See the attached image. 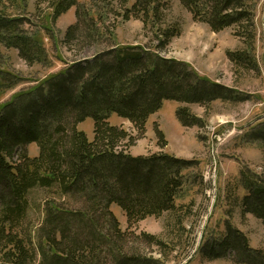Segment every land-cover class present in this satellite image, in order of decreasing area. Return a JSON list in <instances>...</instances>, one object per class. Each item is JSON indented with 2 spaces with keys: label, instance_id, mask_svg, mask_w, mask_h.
I'll list each match as a JSON object with an SVG mask.
<instances>
[{
  "label": "trees",
  "instance_id": "trees-1",
  "mask_svg": "<svg viewBox=\"0 0 264 264\" xmlns=\"http://www.w3.org/2000/svg\"><path fill=\"white\" fill-rule=\"evenodd\" d=\"M130 1L122 0L125 18L134 16L162 35L153 52L138 45H116L75 60L0 103V264H166L165 256L174 249L156 234H137L131 228L149 217L180 214L184 206L177 199L194 161L165 152L132 155L128 147L146 133L150 116L165 100L210 105L246 97L209 82L186 62L160 56L157 49L166 47L180 30L159 25L162 0H135L128 7ZM180 2L213 32L231 28L247 48L254 47L253 0ZM39 3H48L51 23L77 7L78 21L66 32L67 42L78 35L90 42L104 35L102 15L95 17L76 0ZM29 13L28 0H0V98L21 79L3 67V50H16L30 66L50 61L44 35L36 31L40 14L34 20ZM229 53L235 63L250 67L247 52ZM114 113L129 120L138 135L111 124ZM177 114L185 127H204V120L189 107L181 106ZM88 118L94 124L93 139L78 128ZM258 126L264 143V122ZM156 134L166 146L164 133L156 129ZM31 144H36L37 155L29 153ZM240 184L245 191L239 202L242 213L264 224V176L242 170ZM35 189L46 194L39 226L30 217L29 195ZM115 205L127 218L126 230L112 210ZM133 234L156 246L162 256L129 250L128 236ZM201 253L210 260L232 257L237 264H264V249L252 248L247 235L230 223L221 238L203 245Z\"/></svg>",
  "mask_w": 264,
  "mask_h": 264
},
{
  "label": "rangeland",
  "instance_id": "rangeland-1",
  "mask_svg": "<svg viewBox=\"0 0 264 264\" xmlns=\"http://www.w3.org/2000/svg\"><path fill=\"white\" fill-rule=\"evenodd\" d=\"M37 1L28 0L29 14L31 18L36 17L34 20L40 14V20L35 21V29L44 35L50 61L44 66H30L16 50H3V67L21 79L20 84L0 98V103L22 89L42 82L75 60L92 58L116 45H138L153 52L162 37L161 34L158 37L153 28L145 26L140 19L134 16L126 19L122 0H76L95 17L102 15L104 35L91 42L83 41L78 35L81 42L79 39L67 42L66 32L78 21L77 7L74 5L51 23L47 20L51 12L48 3L37 4ZM134 1L131 0L127 6L130 7ZM162 2L163 22L159 25L179 29L180 33L156 52L163 58L188 63L199 76L233 88L236 92L232 94L238 93L246 98L243 101L219 99L210 105L165 100L162 108L150 116L146 133L142 136L129 120L115 113L111 115V124L123 126L138 135L134 144L128 147L132 155L165 152L194 161L186 172L187 182L177 199V204L184 206L180 214L149 217L131 230L137 234L142 231L156 234L173 245L174 249L165 256L166 264H237L232 257L210 260L202 255L201 248L207 242L221 238L226 233V224L230 223L247 235L252 248L264 249V224L255 216L242 213L239 203L245 195L240 184L241 171L250 170L264 176V143L263 137L258 136L262 127L258 125L264 122V0L252 2L257 29L252 49L247 48L248 45L234 35L231 28L213 32L205 23L195 21L180 0ZM46 27L50 31L45 30ZM238 51L247 52L250 67L237 64L230 58L229 52ZM181 106L189 107L193 114L202 118L204 127L183 126L177 114ZM78 128L93 139L91 118L79 124ZM156 129L164 133L166 146L161 145ZM28 149L32 156L37 155L36 144L29 145ZM45 195L42 189H35L29 195L30 217L36 226L43 220L41 205ZM112 210L122 229L126 230L125 214L116 205ZM128 237L127 248L132 252L138 250L144 255L162 256L156 246H149L135 234Z\"/></svg>",
  "mask_w": 264,
  "mask_h": 264
},
{
  "label": "built area",
  "instance_id": "built-area-1",
  "mask_svg": "<svg viewBox=\"0 0 264 264\" xmlns=\"http://www.w3.org/2000/svg\"><path fill=\"white\" fill-rule=\"evenodd\" d=\"M213 173H214V171H213Z\"/></svg>",
  "mask_w": 264,
  "mask_h": 264
}]
</instances>
